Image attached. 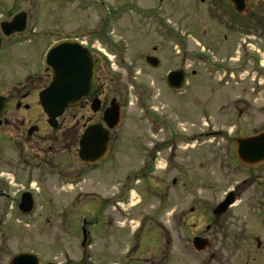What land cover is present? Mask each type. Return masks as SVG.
<instances>
[{
    "label": "flooded vegetation",
    "instance_id": "1",
    "mask_svg": "<svg viewBox=\"0 0 264 264\" xmlns=\"http://www.w3.org/2000/svg\"><path fill=\"white\" fill-rule=\"evenodd\" d=\"M153 2L156 8H142L144 19L140 26L143 36L150 30L160 44L144 54L145 71L153 75L151 81L156 82V88L144 81L140 90V105L141 118L145 125L144 139L148 134H155L156 140L151 142L148 138L147 142L140 143L139 165L126 168L117 181L115 192L108 197L102 195L103 198H99L100 195L96 192L86 193L82 187L84 180L80 178L92 173L98 174L108 162L113 161L111 155L114 152L113 138L116 130H109V154L101 163L93 166L82 163L78 158V151L87 128L98 125L106 128L104 113L112 102L120 108L122 122L125 104L123 99L120 100L115 95L110 96L114 78L104 74V53L99 54L98 48L94 50L77 37L57 38L46 44L40 55L39 45H36V48L33 46L29 49L27 46L20 49L19 46L30 43L29 40L36 37L34 32H28L26 26L22 33L5 35L1 25L9 23L14 15H1L0 168H8L12 172V179L10 180L9 176H0V214H8L11 211L14 213V209L18 211L24 192L35 197L32 189L14 192V174H20L21 178L29 180L32 171L42 173L48 170L61 182L65 194L73 191L71 202L60 208L61 224L65 229L70 225L68 219L72 218V210L80 200L82 203L88 200L96 202L97 207L92 221L86 218L80 222L74 221L76 225L79 223V226L75 225V231L87 242H75L73 247L58 246L60 261L53 259L44 264H178L179 255L188 256V252L189 264H194L195 254L201 258L197 264H264V165L245 169L248 172L255 171L256 174L250 173L244 180L233 183L216 205L229 193L233 194L234 204L226 214L211 216L215 206L211 207L208 202L199 198L194 201L193 192L187 185L188 182L203 181L185 174L176 163L180 146L193 144L200 137H210V132L204 127L210 120V93L208 90L205 94L202 88L200 90L203 95H199L197 89L200 85L195 83L199 81L195 80L198 73L193 68L195 63L208 61L207 54L211 53L210 48L201 45L202 39L206 38L204 28L208 27L207 22L210 23L209 26L221 32L224 57L216 69L223 70L224 76L229 77L223 83L226 85L242 65L243 50H248L251 45L243 40L244 37L253 35L255 41H258L255 45L259 44L261 49L263 48L264 0ZM234 4L240 5V10L243 11H236ZM130 5L127 3L124 7ZM96 38L100 39V36L96 35ZM63 39L77 40L85 46L92 61L99 63L95 73L97 92L89 100H83L76 108L67 110L59 118L58 127L52 129L41 112L38 97L52 79L49 70L44 66V53L50 45ZM196 43H199L201 48H196ZM147 58L156 60L155 67L147 62ZM260 58L261 54L257 50L255 55L248 57V61L252 59V65L256 68L264 67ZM203 64L207 66L205 62ZM154 97L160 101L166 99V102H172L173 112L176 103L174 113L184 121L195 125L197 122L196 128L202 132L198 135H187L183 128L178 131V121L169 113L159 111L160 107L153 103ZM94 102L97 104L93 106ZM237 102V99L231 101L234 112L238 109ZM228 107L233 110L232 105L224 106L225 109ZM71 122L73 125H70ZM6 154L7 162L2 159ZM138 183L140 186H136ZM141 188L145 197H153L156 204L154 212L147 214L150 216L149 220L146 222L144 217L137 219V229L131 230L130 224L135 219L132 209L142 200L131 209L125 208L130 206L131 195L139 192ZM218 188L219 186L216 187ZM183 194H190L193 204L187 209L181 207L180 211L179 199ZM34 201L35 205L38 204L35 198ZM239 204L242 206L238 211H230ZM185 214L187 215L184 217ZM165 216L169 218L168 228L163 227L162 220L164 221ZM146 223L147 228L144 227ZM178 223L188 227V240L200 237L211 241L208 233L212 226L218 225V254H208L214 242H210L209 249L200 254L195 252L192 242H172V234H176ZM201 223L205 228L203 234L199 231ZM21 255H27L26 264H34L35 256L38 264H41V254L33 249L14 251V242H0V264H14V258Z\"/></svg>",
    "mask_w": 264,
    "mask_h": 264
},
{
    "label": "rangeland",
    "instance_id": "2",
    "mask_svg": "<svg viewBox=\"0 0 264 264\" xmlns=\"http://www.w3.org/2000/svg\"><path fill=\"white\" fill-rule=\"evenodd\" d=\"M127 3L131 5L124 7ZM154 3L153 0H0L2 9L0 17L1 15L5 17L7 14L15 16L21 12L26 13L27 30L34 32L33 35L36 36L29 40L30 43L19 46L20 49L27 48V46L29 49L33 46L36 48V45H39L38 54L40 55L46 44L57 38L77 37L94 50L98 48L99 54L104 53L106 60L104 74L114 78L110 96L115 95L118 99H123L125 108L122 112L121 126L114 133L115 147L111 155L113 161L108 162L104 167L105 170L103 168L98 172L99 175L92 173L80 178L84 180L82 187L86 193L96 192L100 195L99 198H103L102 195L108 197L115 192L117 181L126 168L139 165L140 143L147 142L148 138L151 142L156 140L154 139L155 134H148L144 139L145 125L142 122L140 105V90L144 81L156 88V82L151 81L153 75L145 71L144 54L150 52L153 46L160 44L150 30H147L143 36L140 26L144 19L141 14L142 8H156L153 6ZM207 24L208 27L204 28L206 38L202 39L201 45L210 48L212 54H207L208 61L203 60L207 66L201 61L200 64L195 63L193 68L198 73L195 80L199 81L195 83L200 85L197 89L199 95H203L200 90L202 88L205 94L208 90L210 93L209 129L207 123L204 126L210 132V137H200L194 141V145L180 146L176 163L185 174L203 181V183H187L193 192L194 201L199 198L213 207L233 183L244 180L250 173L256 174L255 171L244 170L236 161L233 140L264 132V68H256L252 65V59L248 61V57L251 58L252 54L255 55V51L258 50L261 54L260 60L264 65V45L262 49L261 45L256 46L258 41H255L256 38L253 35H249L248 38L244 37L243 40L251 45L247 48L248 50H243V66L239 67L240 71L225 85L223 83L229 77L224 76L223 70L216 69L224 57L221 32L209 26L210 23L207 22ZM96 35L100 36V39H97ZM198 45L199 43L195 44L196 48H201ZM235 99L239 100L236 112L231 103ZM153 103L160 107L159 111L169 113L178 121L179 125L176 126L178 131L183 128L185 134L193 133L194 135L202 132L197 130V122L195 125V123L184 121L174 113L176 103L174 112L172 102H166V99L160 101L154 97ZM226 105H232L233 110L231 107L225 109ZM70 125H73V122ZM200 144L202 146H199ZM193 146L194 148L199 147L200 150H193ZM7 155L2 157L6 162ZM0 176L4 178L9 176L11 180L12 172L3 166L0 168ZM14 178L16 179L13 182L14 192L32 189L38 204L29 215H21L15 209L14 213L11 211L8 214H0V242H14V251L33 249L41 254V264L53 259L60 261L58 246L73 247L75 242H80L81 236L75 231V222H80L83 218L92 221L97 207L96 202L88 200L82 203L80 200L76 203L72 210V218L68 219L70 225L65 229L61 224L60 208L71 202L70 197L73 191L67 190L68 193L65 194L61 182L54 173L48 170L42 173L37 170L32 171L29 180H24L20 174H14ZM136 186H140L139 183ZM217 186H219L218 189H216ZM135 193L131 195L130 206L132 207L125 208L131 209L139 200H142L139 205H136L137 207L132 209L135 219L130 224L131 230L137 229V219L144 217L146 222L149 220L150 216L147 214L154 212L156 204L153 197H145L143 188ZM179 203L181 204L180 211H182L181 207L185 209L190 207L193 204L190 194H183ZM241 206L239 204L230 211H238ZM167 218L168 216H165L164 221L162 220L164 228L169 226L167 222L169 218ZM144 227L147 228L148 224L146 223ZM199 227L200 233L203 234L204 225L201 223ZM229 230L232 231L230 228ZM188 234V227H183V224L178 223L176 234H172V242H191V239L188 240ZM208 234L211 242H214L208 254H216L219 248L217 242H220L218 225L212 226ZM164 235L165 233L162 234L163 242L165 241ZM189 254L190 252L188 256ZM188 256L179 255L178 264H189ZM198 261H201V258L195 254L194 264Z\"/></svg>",
    "mask_w": 264,
    "mask_h": 264
},
{
    "label": "water",
    "instance_id": "3",
    "mask_svg": "<svg viewBox=\"0 0 264 264\" xmlns=\"http://www.w3.org/2000/svg\"><path fill=\"white\" fill-rule=\"evenodd\" d=\"M234 8L236 11H243L240 10V5L234 4ZM26 22L27 16L21 12L15 15L9 23H3L1 29L5 35L21 33L26 29ZM147 62L153 67L156 65V60L153 58H147ZM45 66L51 72L52 82L46 90L39 94V103L47 116L48 125L57 128L56 119L64 111L78 106L82 100L90 99L91 95L97 92L94 76L99 63L92 61L89 52L78 41L67 40L56 44L49 50L45 58ZM98 93L100 94L101 91ZM96 104L97 102H94L93 106ZM104 122L111 130L120 124V108L113 102L104 113ZM108 146V131L99 125L89 127L80 141L78 157L87 165L97 164L106 157ZM235 146L237 159L244 167L253 168L264 164V133L238 138L235 140ZM231 202L228 197L224 203L216 207L214 215L224 214ZM32 207L33 202L30 195L23 194L19 210L23 214H28L32 211ZM192 242L197 252H203L209 247L208 241L204 239L194 238ZM26 256L21 255L14 258V264H26ZM34 264H38L36 259Z\"/></svg>",
    "mask_w": 264,
    "mask_h": 264
}]
</instances>
